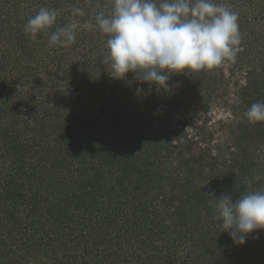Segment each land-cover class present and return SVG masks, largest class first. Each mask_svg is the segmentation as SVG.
<instances>
[{
  "label": "trees",
  "instance_id": "16d2710c",
  "mask_svg": "<svg viewBox=\"0 0 264 264\" xmlns=\"http://www.w3.org/2000/svg\"><path fill=\"white\" fill-rule=\"evenodd\" d=\"M27 3L0 7V72L19 78L32 74L33 53L43 72L48 55L45 32L32 39L24 31L38 1ZM39 3L59 7V0ZM219 4L239 14L241 51L225 61L239 72L230 75L233 93L219 66L172 76L170 95L115 80L95 30L98 62L83 54L71 73L58 70L76 82L83 69L77 89L37 106L30 93L0 96V264H264V231L247 238L243 247L253 253L241 263L242 246L204 196L264 191V123L245 116L264 103V0ZM218 102L229 110L227 122L210 119Z\"/></svg>",
  "mask_w": 264,
  "mask_h": 264
},
{
  "label": "clouds",
  "instance_id": "9594fccd",
  "mask_svg": "<svg viewBox=\"0 0 264 264\" xmlns=\"http://www.w3.org/2000/svg\"><path fill=\"white\" fill-rule=\"evenodd\" d=\"M73 15L84 12L75 8ZM238 15L213 0H112L111 11L97 12L88 26L108 37L102 63L110 64L111 78L129 85L146 83L170 95L172 76L211 70L235 60L241 43ZM57 16L56 9L42 7L28 19L24 31L35 39L53 28ZM75 29V23L56 28L49 43L70 46ZM129 74L132 80L127 79ZM135 92L141 95L144 90L136 87ZM245 116L250 123H264V103H253ZM204 196L214 205L215 218L235 246H243L251 234L264 231V191L242 192L235 200L224 194L216 197L214 192Z\"/></svg>",
  "mask_w": 264,
  "mask_h": 264
},
{
  "label": "rangeland",
  "instance_id": "374dc122",
  "mask_svg": "<svg viewBox=\"0 0 264 264\" xmlns=\"http://www.w3.org/2000/svg\"><path fill=\"white\" fill-rule=\"evenodd\" d=\"M28 1L29 0H20L19 2V0H12L11 2H9L7 0H2L0 2V7L1 5H3L4 6L3 9H5L6 6H9L10 10L14 11L18 7L20 8V7L26 6V4H28L27 3ZM36 1H38L37 8H35L36 6H34L33 9L35 8V10L27 9L29 10V14H27V16L30 17L33 13H37L42 7L46 8L45 6H43L44 5L43 3L42 4L39 3V0H36ZM50 1L51 3H53L54 0H50ZM218 1L221 2L222 0H218ZM95 2H97V0H90V1L89 0H74V2H70V4L68 2L67 4L65 3L64 0H59V7L57 9L58 16H57L56 24L53 26V28L45 32L44 41L42 43L44 44V47L42 45L37 46V48H42V47L45 48V52H47L48 54L46 55L45 57L46 59L43 62L44 72L36 68L35 59L39 54L37 53L35 55L33 53L34 62L31 63V67H33L34 70H32V74H29L28 76L23 77V78H19L18 76H15V77L12 76L13 74L9 73V71L5 72L4 74L0 72V83L1 82L5 83L4 88L0 86V96L5 95L8 97H13V96H16L17 94L21 95V93H30L31 94L30 102H33L34 105L37 106L39 102L42 100L46 102V101H49L50 99L51 100L54 99L55 92L62 91L63 93H65L66 91H69V88L75 83H77L75 86V88L77 89V86L79 85V83L83 82L84 78L82 76H83L84 70L83 69L79 70V75H78V79L76 82L75 81L71 82L75 78H68L67 75L65 74L60 75V72H58V70L60 66L63 65L64 68L67 69L66 72L71 73L70 70L75 68V66H73L74 63L82 59L83 54H85L86 57L91 56L90 59L93 61V63L98 62V58H97L98 50L96 48L92 49V46H94V41L92 38L93 37L95 38L94 32L97 29L89 28L88 25L90 22L94 23V19H93L94 15L99 11L107 10L108 7H110V3L106 0L105 5L102 4V8L99 9L98 5H94ZM236 5L239 6V3ZM105 7L107 8L105 9ZM75 8L82 9L84 12V15L83 16L73 15V9ZM239 8L236 7V9H239ZM27 10L23 8L22 12L25 13L24 11H27ZM64 12H67L68 15H65L62 19H59L61 16H63L62 13ZM0 18H3V15L0 16ZM72 23L76 24V29H75L76 38L73 44H71L70 46H58V45H52L49 43V36L52 31H55L56 28L67 26ZM255 27L261 28L258 23L255 24ZM13 28H15L14 24L12 26V29ZM107 38H108L107 36L102 34L97 44H99L102 47H106ZM2 46L3 45L1 43L0 49ZM238 51H241L240 47H238ZM52 59H54V61ZM219 67H223L222 72L224 74V77L225 79L229 81L228 85L232 87L229 92L233 93L235 85H236L234 83L237 80H234V78H232V76L230 77V75L234 74V76L237 78L239 75L238 74L239 72L236 73V69H233V71L230 70L231 66L225 64V62L222 63ZM97 71L98 72L96 73L99 74L100 73L99 67ZM97 74L95 77H97ZM220 74L221 73L217 74V77H220ZM91 75H92V72H91ZM227 99L234 101L235 97L229 96ZM211 105L213 107V111L210 114V119L216 122L218 121L227 122L225 121V119L229 117L228 116L229 110L226 108L224 109L223 107L224 103L222 102H218V104L211 103ZM42 107H43V104H42ZM200 120L201 118H199V120L196 123L199 124ZM222 136L224 137L225 133H222ZM63 196H64L63 197L64 199L70 198V194L63 195ZM138 216L139 214L136 215V217ZM181 247L184 248V245H182ZM237 250H238L237 253L241 256L236 255V259H238V261H240L241 263H244L247 260H249L250 253L251 254L253 253L251 249L247 250L243 246L241 248L238 247ZM243 251L245 253H243ZM183 253H185V251L179 250V252H177L178 258H180ZM187 264H191V263L187 262Z\"/></svg>",
  "mask_w": 264,
  "mask_h": 264
}]
</instances>
